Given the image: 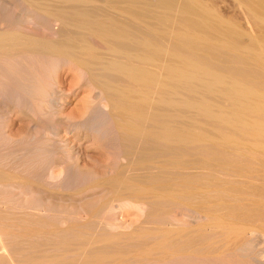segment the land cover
Returning a JSON list of instances; mask_svg holds the SVG:
<instances>
[{
	"label": "bare ground",
	"instance_id": "bare-ground-1",
	"mask_svg": "<svg viewBox=\"0 0 264 264\" xmlns=\"http://www.w3.org/2000/svg\"><path fill=\"white\" fill-rule=\"evenodd\" d=\"M0 3V115L38 117L0 184L68 203L0 209V264H240L264 242V0Z\"/></svg>",
	"mask_w": 264,
	"mask_h": 264
},
{
	"label": "rangeland",
	"instance_id": "rangeland-1",
	"mask_svg": "<svg viewBox=\"0 0 264 264\" xmlns=\"http://www.w3.org/2000/svg\"><path fill=\"white\" fill-rule=\"evenodd\" d=\"M1 4V3H0ZM228 10V9H227ZM226 10V11H227ZM228 12V11H227ZM232 11L230 10V12H228V13H231ZM231 14H233V13H231ZM25 16V15H24ZM63 77V78H62ZM61 79H62V81H64L63 83H64V85L65 84H67L68 83V81H70V76H69V73H66V74H63V75H61ZM66 82V83H65ZM62 84V83H61ZM60 88V87H59ZM63 88V90H65V91H67V89H66V87H64V86H61V88L60 89H62ZM83 96V94H81V93H79V92H75V94H74V96H72L71 97V99H69L70 101L69 102H67L64 106H63V108H62V110L60 111V112H58V116H59V118L58 119H62V120H64V116H65V114H67L71 109H73V107H75V105L77 106V104H78V101L77 100H80L81 99V97ZM3 107V106H2ZM65 107V108H64ZM0 108H1V105H0ZM4 109V107L3 108H1L0 110V112H2V110ZM4 111H5V109H4ZM64 113V114H63ZM3 114V115H2ZM0 116H1V118H0V152H2V151H4V153L6 152V151H9L10 150V155L12 154V153H14V155L12 154L11 156H10V158H8V157H6V156H9V152H6L5 154H3L7 159H4L3 160V162L2 163H6V160H7V164L8 165H10V166H8V165H6L7 167H2L3 166V164L1 163L0 165H1V167L2 168H0V170L2 171L3 169V171L2 172H8V174H10V175H12V173L11 172H13L14 170V172H13V175H14V173L15 172H17V173H19V172H21L23 175H25L22 171H20L19 170V168H22V164H20L22 161H21V159H22V157L24 156H26L25 155V152H23V150H22V154H21V151L19 152V149L18 148H16V144H15V147L14 146H12V143H13V140L16 138V137H18V135H23L25 132H27V134L28 133H34L33 131H34V127H35V120L37 121V119H38V117H37V115H32V117H31V113H29L30 114V116L27 114V115H25V114H21V113H19V112H15V111H12L11 113H10V115L9 114H5V113H2ZM4 114H5V116H4ZM32 114H34V113H32ZM57 115H55V117L54 118H56L57 119V117H58ZM35 117L37 118V119H35ZM61 117V118H60ZM2 119V120H1ZM30 119V120H29ZM34 120V122H32L31 120ZM54 120V119H53ZM1 121L3 122V124L1 123ZM35 124V125H34ZM22 132V133H21ZM26 134V135H27ZM17 135V136H16ZM13 136H15L14 138H13ZM8 139H9V141H8ZM10 139H11V141H10ZM7 141H8V143L9 142H11V143H7ZM4 142H6L7 144L6 145H4L5 143ZM77 143V142H76ZM86 144V143H85ZM85 144H83V145H79V146H76V145H74V150L75 151H77L78 153H76L77 155H79L80 156V161L82 160L83 161V164L84 165H86L87 167H90L91 166V163H93V159H94V157H96L97 155L96 154H98V152H101V150L100 149H97V148H95V149H93V148H91V147H89L90 149L89 150H86V149H84L83 147H84V145ZM14 145V144H13ZM12 146V147H11ZM76 147V148H75ZM18 151H17V150ZM16 150V151H15ZM74 151V152H75ZM12 152V153H11ZM7 153H8V155H7ZM96 153V154H95ZM2 154V153H1ZM1 154H0V156H1ZM73 154H75V153H73ZM75 154V155H76ZM3 155H2V157H3ZM20 155H22V157L20 156ZM58 154H54V156L53 157H56ZM12 156H14V157H12ZM74 156V155H73ZM1 157V158H2ZM11 157H12V161H11V163L9 162L10 160H11ZM20 157V158H19ZM58 157H59V155H58ZM15 158V159H14ZM18 158H19V160H20V162L18 161ZM65 158V157H64ZM87 159V160H84V159ZM65 160V159H64ZM88 160H91V161H88ZM14 161V162H13ZM16 161H18L19 162V164H20V167H19V165L16 163ZM79 160H78V163L80 162ZM86 161H88L87 163H86ZM70 162V161H69ZM91 162V163H90ZM10 163V164H9ZM13 163V164H12ZM86 163V164H85ZM17 164V166H15ZM80 164H82V163H80ZM12 166V167H11ZM16 167V168H14L13 169V167ZM9 167H11V168H9ZM8 168V171L6 170ZM18 169V170H17ZM13 170V171H12ZM59 170L60 169H58V168H56V169H54V173L56 172V171H58L59 172ZM58 172H56V174L58 173ZM21 173H20V175H21ZM12 175V176H13ZM22 175V176H23ZM16 177H22V176H19L18 174H16L15 175ZM25 180H27V179H22V182H18L17 183V181H16V184H14L13 183V181H11L13 184H10V186H9V183H8V181L7 182H4V185H6L7 183V185L8 186H4V185H2V184H0V185H2V186H0V209L3 211V210H5L7 213H8V215L10 214L11 216H12V214L15 216V215H18V214H16V212L18 213V212H21L22 213V210H23V212L24 211H26V212H28L29 210H30V212L32 213V214H34V215H41V217L43 216V217H47V219L49 218V219H54L55 221H56V219H59V217L57 218V216H62V215H64V216H67L66 215V213H63V211L61 212V207L63 208L64 206H67L68 205V203H66L65 204V202H61V201H57L56 200V202H54V201H52V200H50V201H52V202H50L48 199H46L45 198V196H44V194H41V193H35V192H33V194H32V191L31 192H28V191H26L27 192V194H26V192H25V184H24V182L23 181H25ZM50 180H52V179H49L48 181H50ZM48 183H50V182H48ZM51 183H53L52 181H51ZM50 183V184H51ZM22 184V185H21ZM27 184V183H26ZM11 185H13V186H11ZM23 187V185H24V187L22 188L21 186ZM15 186H16V188H15ZM20 188V189H19ZM24 194V195H23ZM39 194V195H38ZM41 195V196H40ZM44 197H43V196ZM41 198V199H40ZM47 200V201H46ZM90 200V199H89ZM37 201H38V203L39 202H43L44 201V203L43 204H47V205H52L53 203H56L58 206L59 205H61V207H60V209H57L56 207H55V209H57L55 212L54 211H51V210H44V212L42 211H36V210H32L31 208H28V206H30V207H37L38 205H37ZM47 202V203H46ZM72 202V205L73 204H75V202L74 201H71ZM70 202V203H71ZM26 203H27V205H26ZM33 203V204H32ZM56 204H53V205H56ZM76 204H78V203H76ZM34 205H36V206H34ZM57 206V207H58ZM69 206H70V204H69ZM24 209H26V210H24ZM28 210V211H27ZM60 211V212H59ZM34 212V213H33ZM56 213V214H54V213ZM64 212H66V211H64ZM62 214V215H61ZM50 215H51V218H50ZM55 215V216H54ZM64 216H62V217H64ZM129 216H130V219L132 218V213H130V215H128V216H126L128 219H129ZM53 217V218H52ZM125 217V218H126ZM133 218H134V215H133ZM132 218V219H133ZM136 218V217H135ZM256 243L255 242H250V243H248V244H246L245 246H243L240 250H239V254H240V259H241V262L242 263H240V264H264V253H260L261 252V250H262V248H264V242H261L259 245H255ZM251 252V253H250ZM252 254H254L255 255V257H252V256H254V255H252ZM263 254V255H262ZM248 255H250V256H248Z\"/></svg>",
	"mask_w": 264,
	"mask_h": 264
}]
</instances>
